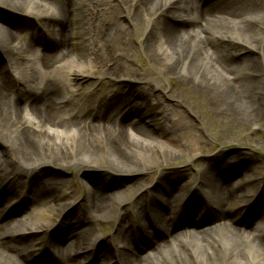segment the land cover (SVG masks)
<instances>
[{"label": "bare ground", "instance_id": "bare-ground-1", "mask_svg": "<svg viewBox=\"0 0 264 264\" xmlns=\"http://www.w3.org/2000/svg\"><path fill=\"white\" fill-rule=\"evenodd\" d=\"M208 2L0 0V54L15 58L11 67L0 64V202L23 186L28 191L24 204L53 203L46 221L36 215L37 224L33 213L17 217L19 207L8 211L6 221L0 222V264H30L37 253L47 256L42 264H264V180L253 172L235 183L233 161L211 174L217 165L214 158H206L205 149L195 151L191 159H206L196 161L198 167L205 164L199 178L189 181L176 172L140 176L127 199L122 194L125 185H117L112 176L83 188L84 200L76 202V190L70 192L73 187L65 176L70 165L85 169L90 164L139 176L154 164L171 165L185 149L176 131L191 126L185 117L196 115L192 99L163 104L155 98L162 111L157 116L165 125L163 140L135 120L134 108L149 99L120 61L138 28L145 31L139 47L150 61L173 80V88L203 97L204 111L224 114L235 124L259 113L264 70L247 72L245 62L254 66L259 59L264 66V30L258 31V26L264 27V0ZM28 28L37 31L35 37H25ZM222 29L236 35L238 45L251 33L257 40L240 56L216 44L224 41L235 50L241 48L221 34ZM77 53L87 55L90 66L82 69L71 61ZM21 65L31 67L27 80L14 72ZM64 70L71 78L64 79ZM118 71L124 74L116 77L125 79L114 78ZM99 72L123 86L103 98L82 96L80 82ZM199 123L205 127L201 119ZM198 145L186 148L199 149V140ZM194 179L200 180L198 188L192 186ZM70 199L76 207L83 203L84 212H76L68 227L67 217L58 221L57 215ZM127 202L133 204L130 210L124 208ZM169 206L181 211L163 213ZM255 215L262 220L257 227L251 225ZM53 222L59 227L52 233L27 234L49 231ZM106 223L116 224L115 232L97 234ZM189 226L196 230L178 231ZM49 236L61 240L51 247Z\"/></svg>", "mask_w": 264, "mask_h": 264}, {"label": "rangeland", "instance_id": "rangeland-1", "mask_svg": "<svg viewBox=\"0 0 264 264\" xmlns=\"http://www.w3.org/2000/svg\"><path fill=\"white\" fill-rule=\"evenodd\" d=\"M208 3L210 4V0ZM0 10L2 11V9ZM126 26L128 27V24H126ZM261 26L262 24L258 26L259 28H261L258 31L264 30V27L262 28ZM130 29H132L131 26ZM225 32H226L225 29L220 30V33L223 35L225 34ZM252 34L253 33L245 36L244 41L247 42L239 43V45L237 43L238 41L236 40V38L233 37L236 35L230 33L225 34L229 38H231V42H234L236 43L237 46L241 47L240 49L237 50L232 48L233 45L230 46V44L225 43L224 41L223 42L217 41L216 44L219 47L222 46L225 48L227 47L234 52L239 51L240 56H245L248 54V49L250 48L249 42H254L257 40L256 34L253 35ZM28 36H30V34ZM143 37H145V31L142 29L139 30L138 28L137 31L134 32V37L132 39V47L122 50V53L125 56L124 59L121 60L120 62L126 63L124 66L126 67V70L131 71V73L134 76H136V78L141 82V88L145 90L147 97L149 98L150 101L156 103L155 101L156 97L162 103L163 102L171 103L172 101L175 103L176 100H183L186 103L191 99L193 100L195 106L194 104H192V102L190 106L191 108L194 109L196 115L194 116L192 114H186L185 117V122L191 124L190 126L191 128L185 127L187 128V130L183 128L181 132L176 131V135L180 137L182 143L185 146V149L181 151L182 154L180 158L174 160V162L171 165L160 167L154 164L152 168H150L146 172L144 171V173H142V175L139 176L129 177L127 173L114 171L108 168L104 164L86 165V166H91V167H86L85 168L86 170L84 168L79 169V166L70 165L68 172L65 173V176L66 179L69 178L67 185L73 187L70 189V192L72 193V190L73 191L76 190V194L74 195L73 199L78 198L79 200V198L81 197L84 200L83 190L84 189L86 190V188H89L90 185L95 184L97 182L107 181L102 177H107L108 179H111L113 176L118 179V182H116L117 185H122V184L125 185V187L122 188L123 190L122 194L124 193L127 199L129 198V195L131 193L129 192L127 194L128 189L130 188L131 184L134 185V183H136V181L139 179L140 176L141 178H143L145 176L151 175L154 176V178H156V176H159L161 173L171 174L176 172L179 173V175L185 174L186 176H184L183 179H187L192 174L198 175L201 168L205 167V164L202 162L201 165L198 167L196 165V161H198L199 159H203V161H206V159L205 156L202 157V155H199L198 157L191 159V154L195 151H199L201 153L202 149L206 150V158H214V162L217 163L218 165L224 166L226 162L223 163V161H235L236 165L234 170L236 172H239L238 173L239 175L238 174L236 175V177L240 176L238 179L240 180L243 178L247 179L252 175L250 174V172L253 170V171H257L259 177L263 176L262 180H264V103L261 105L259 113L253 114L252 118L250 120H247L245 123L235 124L232 123L224 114L216 116L212 112L210 113V110L208 109L207 111L206 110L204 111L203 108H205V103H204L205 101L203 100V97L200 98L194 94L193 95L191 94V96H189L187 92L185 94H182V92H184L182 89L179 88L177 90L173 88V84H172L173 80H170L166 74L164 75L159 70L160 66L156 65L155 62L150 61L146 52L141 47H139V43L142 42ZM242 46L243 47L245 46L247 49L242 48ZM85 57H87V55ZM70 60L73 61L75 64H78L82 69H85L88 66H90V64L86 62L85 59L84 61H82L81 55H79L78 53L72 55ZM14 61L15 58L12 54L7 53V54H3V56L2 54H0L1 65L13 66ZM254 61H255V65L250 66L249 63L251 62L246 60L245 63L247 68H245V71L247 70L248 72L250 69L264 70V66L259 59ZM14 72L17 77H22L25 80L29 79L32 76L30 66L25 67L24 65H21L19 67V70L17 71L15 70ZM63 73H65V78L64 76H62L64 79H68L67 76L71 78V75L68 73L67 70H64ZM121 74L124 73L118 71L114 75V78L118 79L121 77H125V76L116 77V75L119 76ZM182 75L183 74H177L178 77H182ZM121 79H125V78H121ZM122 86L123 85L114 84V81L111 80V76L109 77L106 74L100 72L98 75L95 74L94 76L84 79L79 84L81 95L84 96V95L92 94L93 95L92 99H96L99 97L103 98L106 95H108V93H112L114 90H116V88H121ZM85 99L83 101H85ZM146 110L147 109L143 111L142 109L136 108L135 111V114L137 113L135 117L136 122L138 123V125H141L146 129H148L149 131H151L154 135H157L158 137H162L161 127L162 125L163 126L165 125L164 123L162 124L158 121V118L156 116L158 114L157 109H155V106H152L151 110L148 111V113H145ZM200 119L205 123V127H200V123H199ZM130 131L132 132L131 129ZM160 140H163V137ZM198 140L200 142L199 149L191 151L192 149L186 148L187 144L188 145L193 144L195 148L199 147ZM201 143H203V145H201ZM0 151H2L1 148ZM238 163L241 164L242 166V169L240 170L238 167ZM49 168L52 169L51 167ZM89 168H94V169L89 170ZM77 169L79 170L77 171ZM213 170L216 171L217 168H213ZM54 172L56 173L57 170L55 169ZM80 178H82V181L80 180ZM249 188L254 189L255 185L251 184L249 185ZM19 191L20 189L18 190V192ZM18 192L17 190H14L12 192L15 193L13 198H15L18 195L17 194ZM12 193L8 194L7 199L12 198ZM52 206H53L52 203L41 204V205L34 204L31 207V209L33 210V212H35V214L39 213L40 216L43 215L41 216V220H42L41 222H43L46 221L45 219L46 215L44 214L48 212V209L50 208L52 209ZM132 207L133 204L128 203L127 205H125L124 208L130 210ZM20 208H21L20 209L21 212L25 211L24 203ZM78 211L84 212L83 203L79 207L73 206L71 210H69L68 208L65 210V216L68 219L67 221L68 227L71 223H73V221L75 222L77 215L76 212ZM26 213L27 212H22L21 214H18L17 217L25 215ZM255 217H257L256 220L254 221L255 225L260 224V221H262L261 218L259 216H255ZM43 218L45 220H43ZM63 219H64L63 217L59 218V220L61 221ZM32 220L33 221L35 220L34 222L37 224V220L40 219H38V217L33 215ZM53 226L57 228L59 227V224L54 223ZM236 226L239 227L238 225ZM24 227L25 226H23V228ZM20 228H22V225L20 226ZM242 228H246V227H242ZM115 229H116V224L106 223L104 227H99V230H97L96 233L101 235L102 234L109 235L115 232ZM186 230L193 231L194 229L187 227L178 229L179 232L181 231L183 233H185L184 231ZM188 233H194V232H188ZM58 238L60 237H54L53 239L52 237H49L46 239H49L48 242L51 244L53 242H56ZM35 257L36 258H34L30 264H42V260L43 261L46 260L47 256L43 258L40 256L39 257L35 256ZM192 260L194 259L192 258Z\"/></svg>", "mask_w": 264, "mask_h": 264}]
</instances>
